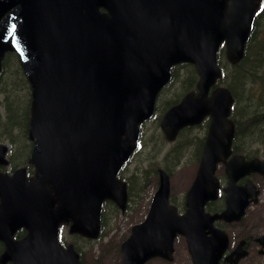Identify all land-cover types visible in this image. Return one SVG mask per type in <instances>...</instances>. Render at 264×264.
I'll use <instances>...</instances> for the list:
<instances>
[{
  "label": "water",
  "instance_id": "95a60500",
  "mask_svg": "<svg viewBox=\"0 0 264 264\" xmlns=\"http://www.w3.org/2000/svg\"><path fill=\"white\" fill-rule=\"evenodd\" d=\"M259 1L0 0V68L6 52L16 53L29 83V161L36 169L28 181L23 169L0 174V212L30 214L23 221L26 236L7 245L0 264H80L71 246L63 250L58 243V225L71 221L70 232L94 238L104 199L124 209L126 188L116 174L135 149L138 125L152 115L170 68L183 62L196 66L197 93L170 107L160 127L172 140L182 127L210 117L187 209L180 216L168 204L169 178L159 170L147 218L122 242L120 264L171 260L177 233L185 236L194 264H217L228 239L211 222L240 220L248 192L234 181L243 172L264 174V163L227 160L233 98L226 87L208 92L221 74V44L231 64L242 59ZM6 151L0 144V163ZM219 162L230 178L226 208L209 216L203 206L216 197ZM240 247L226 258L230 264L243 256Z\"/></svg>",
  "mask_w": 264,
  "mask_h": 264
},
{
  "label": "rangeland",
  "instance_id": "374dc122",
  "mask_svg": "<svg viewBox=\"0 0 264 264\" xmlns=\"http://www.w3.org/2000/svg\"><path fill=\"white\" fill-rule=\"evenodd\" d=\"M264 7V6H263ZM262 21L259 18L256 22L258 28L261 27ZM255 56V53L253 51ZM221 67L225 75L231 73L229 64L227 63L224 54L219 56ZM185 66V65H184ZM187 69L190 75L193 76L190 68L179 66L176 68V77L171 84L162 92L155 112V118L147 122L143 127V134L140 139V148L131 161L123 170L122 177L126 180L132 176L138 177L133 185L136 186L134 196L130 197L128 201L129 206L125 213H120L118 210L114 212L111 205H106L104 209V236L101 239L91 242H86L84 239L77 238L76 245L80 248L82 254L83 264H119L121 259L120 246L121 243L128 237L130 228L142 221L147 213L152 196L157 187L155 171L157 168H164L170 175V197L172 204L176 205L180 212L184 210V195L191 184L194 177L197 161V148L200 140H203L206 124L199 125L194 128L183 131L174 142L168 143L159 127V119L164 108L160 106L165 100H177L184 92V83L182 80L186 77ZM241 70V69H239ZM229 79L225 81L227 83ZM264 81V64L258 69V74L253 80H248L245 86L237 87V102L235 103V112L241 104L244 106L247 103L252 105V108H247L248 116L240 118L241 124L253 115L254 106L257 105V98L261 95V82ZM220 84L225 85L223 82ZM192 84L191 86H193ZM181 91L178 98L176 94ZM160 94V93H159ZM18 102L22 103L24 100L23 90H20L17 96ZM246 99L247 101H243ZM232 118L238 119L234 113ZM250 128L247 129L249 131ZM244 131V130H243ZM238 141L242 140L239 134ZM6 142L7 141H1ZM9 144V143H8ZM15 145H17L15 143ZM222 170L219 167L217 173ZM142 187V189H140ZM62 237L65 242L70 240L67 233V227L62 229ZM231 246L236 242L231 239ZM174 258L171 263L164 262L160 259H152L146 264H192L190 256L187 252L185 241L183 237H178L174 240Z\"/></svg>",
  "mask_w": 264,
  "mask_h": 264
},
{
  "label": "flooded vegetation",
  "instance_id": "af4514ba",
  "mask_svg": "<svg viewBox=\"0 0 264 264\" xmlns=\"http://www.w3.org/2000/svg\"><path fill=\"white\" fill-rule=\"evenodd\" d=\"M253 125H243V132L240 134L242 140L238 142L239 152L244 155L245 160L261 158L264 160V117L263 114L253 119ZM250 128L249 131L247 129ZM6 167L0 165V172H5ZM12 173L11 171H6ZM26 177L34 174L33 167H26ZM229 184L226 174L219 176L218 195L214 200L206 203L205 210L210 214L221 212L226 207L225 188ZM236 186H246L247 204L241 219L238 221H224L215 219L212 221L214 228L223 230L229 239V248L223 255L228 253L237 245H240L244 253L238 264H264V174L259 172H244L236 181ZM29 213L20 210L7 211L5 208L0 212V254L13 243L21 242L26 234L23 221ZM14 227V228H13ZM13 228L11 234H8ZM208 230L205 229L204 232ZM231 239L236 243L231 246ZM5 264H14L12 259ZM218 264V263H217ZM222 264V260L219 262Z\"/></svg>",
  "mask_w": 264,
  "mask_h": 264
},
{
  "label": "trees",
  "instance_id": "16d2710c",
  "mask_svg": "<svg viewBox=\"0 0 264 264\" xmlns=\"http://www.w3.org/2000/svg\"><path fill=\"white\" fill-rule=\"evenodd\" d=\"M264 3V0L261 1ZM261 19L263 22L261 27L258 28L257 24L253 26L249 41L246 45L245 58L238 64L234 65L232 71L228 75H223L229 79V88L236 97L235 90L238 86H245L248 80H253L258 74V69L264 64V7L256 14L255 20ZM255 53V56L253 54ZM219 63H221L219 61ZM183 67L190 68L193 71V83L196 79V71L192 66L183 65ZM241 69V70H239ZM176 77V73L172 71V79ZM190 77V71L187 69L186 77L182 80L184 83V90H188L190 86H186ZM261 91L264 92V81L260 84ZM23 90L24 100L22 103L18 102L17 96ZM237 101V100H236ZM243 101H247L244 99ZM176 103L174 100L172 104ZM171 104V105H172ZM252 108V105L247 103L244 105L239 114L238 119L248 116L247 108ZM28 108H29V94L28 85L18 67L16 58L12 54H7L2 61V68L0 72V140H7L14 147V152L10 155L12 160L15 156L20 157L25 153H29L30 143L26 140V128L28 123ZM254 108V116L258 110H264V94L258 98L257 105ZM235 120L237 129L244 124L239 123V120ZM251 118L245 122L246 125L250 123ZM238 131V130H237ZM238 133V132H237ZM236 133V134H237ZM238 136V134H237ZM15 143L17 145H15ZM138 177L132 176L127 181L129 191L133 192L136 186L133 182ZM142 189V187H140ZM104 232L101 231V236ZM75 246L77 247L76 243Z\"/></svg>",
  "mask_w": 264,
  "mask_h": 264
}]
</instances>
